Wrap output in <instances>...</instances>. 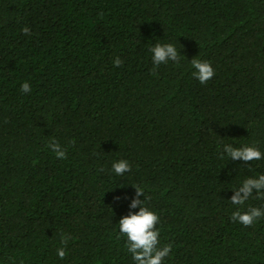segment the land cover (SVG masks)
Wrapping results in <instances>:
<instances>
[{
	"label": "trees",
	"instance_id": "trees-1",
	"mask_svg": "<svg viewBox=\"0 0 264 264\" xmlns=\"http://www.w3.org/2000/svg\"><path fill=\"white\" fill-rule=\"evenodd\" d=\"M167 43L177 60L154 63ZM242 143L264 153V0H0V264H131L134 198L160 215L165 264H264V217L231 219L264 173L227 155Z\"/></svg>",
	"mask_w": 264,
	"mask_h": 264
},
{
	"label": "clouds",
	"instance_id": "clouds-1",
	"mask_svg": "<svg viewBox=\"0 0 264 264\" xmlns=\"http://www.w3.org/2000/svg\"><path fill=\"white\" fill-rule=\"evenodd\" d=\"M25 32L28 28L25 27ZM152 60L159 64L165 62L166 58L177 60V49L172 43L157 44L151 48ZM181 59V58H180ZM114 67L121 65V60L116 58L112 61ZM191 74L198 78L201 84L206 83L215 75L212 63L200 58L192 60L190 64ZM195 70V71H193ZM29 85L24 83L22 90L27 91ZM55 137H53V141ZM242 147H231L226 145L227 155L233 159L250 161L254 158L260 160L264 153L254 143H242ZM50 150L57 158L63 159L66 156L65 150L60 144H49ZM114 172L121 175L126 169L131 167L126 159H120L112 165ZM258 179L252 176L240 179V186L235 189V194L231 197V203L238 206L237 210L231 213V219L244 226H251L255 221L264 217V206H251L247 204L250 198L264 201V173H258ZM147 186L135 185L136 197L145 192ZM253 189H256L255 193ZM114 199H121V195L114 196ZM139 205V208H138ZM246 210H243V207ZM131 209L127 215H123L118 221L117 239L123 238V247L129 255L131 264H165L166 258L170 256L172 250L171 243H163L161 240L162 228L156 225L160 220L159 213L148 207L145 201L132 199ZM70 239L68 233L61 232L59 235L60 246L56 248V255L63 259L66 256L65 246Z\"/></svg>",
	"mask_w": 264,
	"mask_h": 264
}]
</instances>
